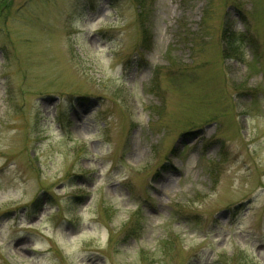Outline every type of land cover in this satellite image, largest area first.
<instances>
[{"label": "rangeland", "instance_id": "374dc122", "mask_svg": "<svg viewBox=\"0 0 264 264\" xmlns=\"http://www.w3.org/2000/svg\"><path fill=\"white\" fill-rule=\"evenodd\" d=\"M143 1L0 0V264H264V0Z\"/></svg>", "mask_w": 264, "mask_h": 264}, {"label": "trees", "instance_id": "16d2710c", "mask_svg": "<svg viewBox=\"0 0 264 264\" xmlns=\"http://www.w3.org/2000/svg\"><path fill=\"white\" fill-rule=\"evenodd\" d=\"M11 0H7V3ZM137 1V5L139 6V11H138V19H140L141 23L144 21L146 22L147 19V14H148V9L147 6L145 8L144 1L143 0H135ZM6 3V4H7ZM5 5V4H4ZM8 7V5H7ZM5 5V9H7ZM144 21H142V20ZM221 43H222V56L224 58H235L238 57L240 54V49L243 45V42L245 41V37L243 34H234V33H229L228 35L225 34V32L222 33L221 37Z\"/></svg>", "mask_w": 264, "mask_h": 264}]
</instances>
